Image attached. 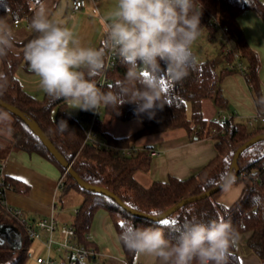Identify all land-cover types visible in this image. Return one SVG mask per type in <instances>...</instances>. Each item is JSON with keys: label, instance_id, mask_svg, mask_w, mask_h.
<instances>
[{"label": "trees", "instance_id": "trees-1", "mask_svg": "<svg viewBox=\"0 0 264 264\" xmlns=\"http://www.w3.org/2000/svg\"><path fill=\"white\" fill-rule=\"evenodd\" d=\"M43 1L0 0V15L9 13L15 19L28 18L31 23L35 7ZM197 4L199 6V0H197ZM201 4L203 7L200 34L207 33L213 35L214 39L212 40H218V35H223V28L228 29L224 35L228 37L237 52V57L234 54L226 55L228 66L236 67L237 63H243V61L248 63V82L255 91L258 110H264V96L259 78L260 58L248 44L239 23L240 15L248 10L256 12L264 20V3L262 0H201ZM37 35L38 33L33 32L26 41L20 43V46L25 50L28 42L36 38ZM218 41L221 49L227 46L221 39ZM24 50L20 54L10 51L6 57L1 58L4 72L8 76V86L0 95V99L18 107L30 119L35 120L83 180L92 185L109 189L126 205L137 211L149 215H153V213L159 215L183 199L200 195L216 187L219 185L217 182L220 176L229 174L236 150L252 137L264 133V123H256L250 127L246 123L235 121V118L220 123L217 115L210 122L204 118L203 105L208 100H212L219 109L227 107L221 86L225 74L218 73L215 61L208 59L200 62L194 55L195 61L189 67L188 75L181 82L171 83L165 78L166 73L161 74L160 83L165 106L156 111L155 118L149 119L145 114L136 115L135 104H124L117 110L103 106L105 115L111 121L128 123L139 120L142 125L141 129L129 136L117 138L102 131L101 120L97 124L96 130L110 145V148L84 143V130L78 124L77 119L68 114L67 101L64 99L53 100L46 93L41 100H38L23 89L17 78V70L23 63H27L24 58ZM106 59L107 54L105 64ZM126 71V67L116 58L106 73L108 79L106 85L102 87L99 84L103 72L94 80L97 87L108 91L115 81L124 79ZM234 71H239V69L236 67L225 70L227 73ZM188 104L191 105V116H188ZM56 107L58 112L53 118V110ZM0 111L6 110L0 107ZM9 114L13 120L12 131L11 134L8 133V136L0 135V155H6L16 150L37 154L57 165L64 174L65 169L58 164L27 124L15 115ZM61 120L67 122V131L59 130L58 123ZM175 129H185L192 136H211L216 140L217 155L197 173L186 179L169 177L165 182L155 181L149 187H144L136 180L135 173L149 170L152 157L149 152L142 150L132 156H121L113 152V147L129 148L144 136ZM238 164L240 172L235 175L231 186L242 184L243 192L236 203L227 206L221 202L220 198L225 191L222 188L209 197L188 203L180 208L167 218L170 221L167 225L162 224L161 221L154 222L130 214L108 197L81 188L68 173L65 176L63 192L76 190L85 197L77 211L74 226L80 241L88 247L93 246L90 245L87 234L100 209L109 212L119 240L123 227L132 223L137 227H159L165 232L166 238L175 242L176 233L173 230L175 223H171V221L182 223L185 219L196 216L205 222L223 219L232 224L239 236L249 234L247 245L264 264V141L257 142L247 148L240 156ZM5 181L10 184V188L15 186L14 181L7 176ZM2 201L3 198L0 197V224L12 225L17 228L22 234L23 244L17 251H13L7 244L0 245L8 247L11 251V254H7L6 250L0 252V259L2 254L3 256L6 254L7 257L11 256L10 262H0V264H26L32 240L26 235L19 222L11 216ZM4 217H7L9 222L4 220ZM120 243L126 261L128 264H134L137 255L128 250L121 240ZM230 253L227 264H241L236 246L230 249ZM193 264H197V262L193 261Z\"/></svg>", "mask_w": 264, "mask_h": 264}, {"label": "clouds", "instance_id": "clouds-1", "mask_svg": "<svg viewBox=\"0 0 264 264\" xmlns=\"http://www.w3.org/2000/svg\"><path fill=\"white\" fill-rule=\"evenodd\" d=\"M201 0H116L103 47L82 46L74 33L50 19L41 8L30 27L38 33L25 47L24 58L39 78V86L53 100L64 99L74 108L97 111L101 106L118 109L135 104V114L155 118L163 109L161 74L171 83L181 82L194 63L193 44L201 31ZM14 35L0 19V58L13 49ZM116 56L127 69L108 91L97 87L95 77L105 70L106 54ZM8 76L0 71V95L7 89ZM11 116L0 111V125L11 134ZM61 132L67 122L58 123ZM234 177L221 175L225 190ZM191 211V210H189ZM175 242L159 227L126 224L120 240L136 255L151 257L159 264H227L239 240L230 222L203 221L196 216L175 222Z\"/></svg>", "mask_w": 264, "mask_h": 264}, {"label": "crops", "instance_id": "crops-1", "mask_svg": "<svg viewBox=\"0 0 264 264\" xmlns=\"http://www.w3.org/2000/svg\"><path fill=\"white\" fill-rule=\"evenodd\" d=\"M73 1L44 0L35 7L34 15L43 8L50 19L72 31L82 46L99 49L106 37H103V27L100 23L106 26V29L108 28L107 24L111 23L110 13L115 9L116 0H85L86 6L80 12H73ZM262 2L264 3V0ZM0 19L5 20L13 32L12 52L20 54L24 50L20 43L26 41L34 32L30 27V21L28 18L15 19L9 13L1 14ZM16 20H19L17 25ZM239 23L248 44L260 58L259 78L264 96V20L256 12L248 10L240 15ZM0 71L4 72L1 58ZM221 73L225 74L221 86L227 107L219 109L212 100H208L203 105L204 118L208 122L213 121L217 113L223 110L224 114H233L235 121L247 122L259 109L252 85L240 70ZM17 78L27 93L38 100L44 97L45 93L39 86V78L30 70L28 62L18 68ZM106 121L110 123L109 128ZM122 124L125 123L111 121L105 115L101 128L102 131L114 137L122 138L142 127L139 123L136 130L126 129L124 132H119ZM135 145L153 147L161 153L159 156L151 157L147 172L135 173L136 180L144 187H149L155 181L165 182L169 177L186 179L197 173L217 155L216 140L211 136H192L185 129L147 135L137 140ZM3 163L5 164L4 174L15 183L14 187L6 189L4 193V201L7 205L23 209L25 215L33 220L52 215L60 224H75L77 211L85 197L76 190L64 193L63 190L58 189L57 184L63 173L57 165L37 154H29L23 150L11 151L6 155L1 154L0 167ZM242 192V184L232 185L224 191L220 200L227 206H231L240 199ZM47 237L44 233L40 240L35 241V246L32 241L29 249L33 252V256L28 258H32L34 263L30 264H38L34 259L37 248L38 251L41 248L47 254L44 245ZM248 238L249 234L239 236L236 245L241 264H262L261 259L248 247ZM87 239L90 245L98 249L100 255L83 264H128L107 210L100 209L96 213ZM134 264H159V262L151 257L137 255Z\"/></svg>", "mask_w": 264, "mask_h": 264}, {"label": "built area", "instance_id": "built-area-1", "mask_svg": "<svg viewBox=\"0 0 264 264\" xmlns=\"http://www.w3.org/2000/svg\"><path fill=\"white\" fill-rule=\"evenodd\" d=\"M97 1V0H94ZM86 6L85 0H74L72 3L73 12H80ZM19 20L15 21L17 25ZM110 23L107 24L109 27ZM223 35L220 39L226 43L222 49L224 55L234 54L237 57V52L234 50L233 46H229V39L225 33L228 32L227 28H223ZM214 39L213 35L208 36V40ZM116 56L107 54L106 67L103 71L99 84L103 87L108 82L106 73L112 67L116 61ZM241 72H243L248 80L247 68L242 63H237L236 66ZM234 65H230L229 69L236 68ZM103 116V106H101L97 111H84L81 110L79 114L75 116L78 124L83 128L85 133L84 143H92L99 147L110 148V145L106 140L100 135L96 130L97 124L102 120ZM218 122L233 120V114H224V111L217 113ZM256 123H264V110H257L246 122L250 127H253ZM215 131V130H213ZM113 152L121 156H132L133 154L140 152L142 150H147L149 154L154 156H159L161 153L159 150L153 147H144L139 145H134L129 148H117L113 147ZM3 163L0 167V197L3 198L2 203L6 206L8 212L11 216L19 222V224L24 228L26 235L32 241L40 240L42 235L47 234V240L44 245L47 249V256L37 257L36 262L38 264H83L94 258L99 254L95 247H88L83 244L74 225L60 224L54 216L40 218V219H30L25 215V212L21 208L9 206L4 201V193L6 189L10 188V184L5 181L6 175L4 174ZM65 176L66 172L62 174L58 181L57 187L59 190H63L65 187ZM53 253L59 254V259L53 256ZM33 252L28 250V257H32Z\"/></svg>", "mask_w": 264, "mask_h": 264}, {"label": "water", "instance_id": "water-1", "mask_svg": "<svg viewBox=\"0 0 264 264\" xmlns=\"http://www.w3.org/2000/svg\"><path fill=\"white\" fill-rule=\"evenodd\" d=\"M0 107L11 113L12 115H15L16 117L23 120L27 126L30 128V130L37 136L42 144L48 149L50 154L56 159L58 164L62 166L66 173L71 175L73 179L76 180L78 185H80L81 188L95 192L100 195H104L108 197L109 199L116 202L120 207H122L125 211L129 212L130 214L139 217V218H146L150 219L154 222H158L164 219H167L171 215H173L176 211H178L180 208L185 206L188 203H192L197 200H201L205 197H209L215 192L221 190L223 187L222 185H217L216 187L200 194L188 197L186 199L181 200L179 203L175 204L174 206L168 208L164 212L160 213L159 215H149L140 211H137L135 209H132L128 205H126L120 197H118L114 192L110 191L109 189L101 186L92 185L85 180H83L76 171L72 168V165L66 160V158L58 151V149L54 146V144L51 142L49 137L44 133V131L40 128L39 124L35 121L30 119L23 111H21L18 107L13 106L9 103H6L5 101L0 99ZM264 141V133L256 135L249 139L247 142H245L243 145H241L235 152L233 161L230 166L229 174L233 177L237 175L240 172L239 168V158L242 155V153L249 148L251 145H254L257 142ZM7 244L11 247L13 251H17L21 249L23 244V238L20 231L15 228L12 225L7 224H0V245Z\"/></svg>", "mask_w": 264, "mask_h": 264}, {"label": "rangeland", "instance_id": "rangeland-1", "mask_svg": "<svg viewBox=\"0 0 264 264\" xmlns=\"http://www.w3.org/2000/svg\"><path fill=\"white\" fill-rule=\"evenodd\" d=\"M100 24L103 27V29H102V31L104 33L103 37H105L106 36V30H107L106 29V26H104L102 23H100ZM208 35L209 34H207V33H202V34L199 35V37L197 38V40L194 42V44L192 46L193 47V53H194L195 57L197 58V60L200 61V62L205 61V60H208V59L209 60H212V61H216V63H217V70L221 74V72H224L227 68H229L228 63H227V59H226V55H224L222 53L221 45H220V43L218 41L220 39L221 35L220 36L218 35V37H217V39L219 38L218 40H211V41L208 40ZM229 46L232 47V44L229 43ZM242 64L245 67H248V63L246 61H243ZM66 110H67L68 114H70L71 116H76L81 111V109L74 108V106H72L69 102L67 104ZM57 112H58V109L56 107L53 110V118L56 116ZM188 114H189V116H191V105L190 104H188ZM104 119H105V112L103 111L102 121H104ZM12 121L13 120L11 118L10 127L12 125ZM139 123H140L139 120H133L131 122L122 124V129H119V132H124V130H126V129L127 130L128 129L129 130H136L138 128V124ZM106 124L108 125V128H109L110 127L109 126L110 123H108L106 121ZM0 135L8 136V132H7V130H6V128H5L4 125H0ZM2 143L5 144V142H2ZM3 219L4 220H7V222H9V219H7V217H4ZM33 245L34 246L36 245L35 241L33 242ZM8 249H9L8 247H2V246H0V252L2 250H6L7 251V254H9L11 251H10V249L9 250ZM36 250H37V252H35L34 259H36V256L37 255H40V256H43V257L47 256L46 252H44L41 248L39 249V251H38V248ZM4 255L5 256H3V254H2V258L0 259V262H2V263H8V262H10L11 261V256L9 255L7 257L6 254H4ZM53 256L55 258L59 259V254L53 253ZM32 262H33L32 258H28L27 261H26V264L27 263L30 264Z\"/></svg>", "mask_w": 264, "mask_h": 264}, {"label": "snow or ice", "instance_id": "snow-or-ice-1", "mask_svg": "<svg viewBox=\"0 0 264 264\" xmlns=\"http://www.w3.org/2000/svg\"><path fill=\"white\" fill-rule=\"evenodd\" d=\"M17 179H21V178L20 177H17ZM25 183H27V181H25ZM153 215H156V214L153 213ZM161 223L167 225V224L170 223V221L167 220V219H164V220H161ZM171 223H175V221L173 220V221H171Z\"/></svg>", "mask_w": 264, "mask_h": 264}]
</instances>
